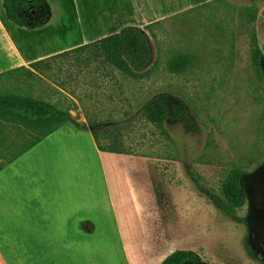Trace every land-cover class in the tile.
Here are the masks:
<instances>
[{"label":"rangeland","instance_id":"374dc122","mask_svg":"<svg viewBox=\"0 0 264 264\" xmlns=\"http://www.w3.org/2000/svg\"><path fill=\"white\" fill-rule=\"evenodd\" d=\"M192 1L147 8L146 21L138 26L149 37L152 60L141 76L106 61L96 53V40H90L35 67L0 75V94L36 98L68 110L95 129L102 143L115 139L129 152L123 154L146 163L159 214L155 233L162 245H157V260L175 250H193L201 257L198 264H264L249 244L248 200L237 209V217L216 203V198L224 200L221 185L232 170L243 171L246 186L249 174L264 160V0ZM80 6L85 30L96 28L90 22L96 7ZM74 7L72 2L57 3L58 20L50 28L70 34V26H80ZM248 9L255 10L254 20ZM179 53L187 55V65L174 72L169 62ZM163 92L186 103L193 128L186 120L156 124L143 115V105ZM26 122L36 127L26 125L35 133L58 126L55 120ZM19 148L3 151V163ZM103 156L120 214L121 209L134 210L128 177L136 167L119 153ZM124 234L134 261L148 264L152 249L143 243L136 219Z\"/></svg>","mask_w":264,"mask_h":264},{"label":"crops","instance_id":"0c3cea01","mask_svg":"<svg viewBox=\"0 0 264 264\" xmlns=\"http://www.w3.org/2000/svg\"><path fill=\"white\" fill-rule=\"evenodd\" d=\"M3 1L0 0V75L29 68L41 59L58 58L90 40L108 36L106 32L139 27V22L146 21L148 7L164 6V1L174 6V0H48L52 19L40 27L28 28L8 19ZM65 2H72L81 16L80 26L68 28L70 34L50 28L58 20L57 3ZM80 3L84 8L96 7L90 18L96 28L85 30ZM115 23H119L118 27ZM110 24L113 29L107 31ZM63 39L74 42H61ZM16 137L29 143L3 163L4 148L12 146L8 150L11 152L20 143ZM104 153L90 129L66 123L47 133H35L24 124L0 117V264H137L124 234L133 219L139 223L143 243L152 249L153 257L147 263H163L167 256L160 261L155 257L157 245L162 242L155 233L159 214L146 163L119 153L136 167L134 175L128 177L134 210L121 209L120 214Z\"/></svg>","mask_w":264,"mask_h":264},{"label":"trees","instance_id":"16d2710c","mask_svg":"<svg viewBox=\"0 0 264 264\" xmlns=\"http://www.w3.org/2000/svg\"><path fill=\"white\" fill-rule=\"evenodd\" d=\"M3 4L8 19L23 27L37 28L47 24L53 17L52 6L48 0H4ZM247 14L251 20L256 18L255 10L248 9ZM94 44L97 49L96 53L102 54L106 61L135 77L141 76L145 71V67L152 60L149 37L146 32L136 26H127L119 32L96 40ZM54 57L56 56L50 58ZM50 58L32 62L30 67H35ZM186 65L187 55L183 53L175 55L169 62V67L174 72L183 71ZM142 113L148 120L156 124H163L167 120H186V126H189V128L194 127L186 103L169 92L159 93L147 101L142 107ZM0 117L9 121H20L19 123L25 126L28 125L33 129L36 127L26 121L46 123V121L55 120L58 122V126L70 123L78 129H90L87 124L72 116L68 110L60 109L54 104L40 99L16 95L0 94ZM90 130L101 151L129 153L119 148L115 139L111 142L102 143L98 132L95 129ZM16 138L20 142L21 148L19 150L29 143V140L21 137ZM11 147H5L4 151H8ZM242 175L243 171L241 169L232 170L221 185V194L224 200L216 198L218 206L223 208L231 217H237V209L248 200L246 190L242 184ZM201 262L200 255L193 250H175L163 261L164 264H198Z\"/></svg>","mask_w":264,"mask_h":264},{"label":"flooded vegetation","instance_id":"af4514ba","mask_svg":"<svg viewBox=\"0 0 264 264\" xmlns=\"http://www.w3.org/2000/svg\"><path fill=\"white\" fill-rule=\"evenodd\" d=\"M249 178L250 182L246 186L242 179L249 203L248 215L246 217L249 230V244L264 262V160L249 174Z\"/></svg>","mask_w":264,"mask_h":264}]
</instances>
